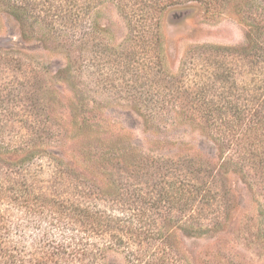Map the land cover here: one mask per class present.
<instances>
[{
  "label": "rangeland",
  "instance_id": "obj_1",
  "mask_svg": "<svg viewBox=\"0 0 264 264\" xmlns=\"http://www.w3.org/2000/svg\"><path fill=\"white\" fill-rule=\"evenodd\" d=\"M48 1L12 0L23 8L20 22L0 0V255L13 264H125L126 250L108 236L78 216L21 207L11 185L128 219L135 192L172 179L160 159L170 156L192 158L224 192L220 225L177 232L188 264H264V187L248 167L222 164L227 150L212 142L213 129L183 112L189 96L179 107L172 99L197 84H208L215 101L251 94L255 70L241 52L246 24L264 26V0H167L154 15L139 0L128 11L120 0H98L82 26L63 13L64 0L51 9ZM23 147L20 162L12 154Z\"/></svg>",
  "mask_w": 264,
  "mask_h": 264
},
{
  "label": "trees",
  "instance_id": "obj_2",
  "mask_svg": "<svg viewBox=\"0 0 264 264\" xmlns=\"http://www.w3.org/2000/svg\"><path fill=\"white\" fill-rule=\"evenodd\" d=\"M1 1L21 22L23 8L16 6L12 0ZM97 1L64 0L63 13L71 22H74L75 26H82V19H87V22L91 24L90 19L92 20L94 11L101 4ZM120 1L127 11L132 9V6L128 4L129 0ZM139 1L147 13L154 15L157 5L167 0ZM200 1L213 5L218 0ZM47 3L49 9L53 6L59 7L53 0ZM246 25L248 26L246 45L242 48L241 55L249 57V63L255 70V78L251 79V83H254L251 94H241L239 102L215 101L209 97L208 84H197L195 90L186 86L185 94L177 93L172 96V99L177 101L179 107L182 97L187 99L186 97L189 96L190 105L183 112L191 119L204 121L209 128L213 129L209 130L212 142L217 145L221 153L224 149L227 150L225 157L222 155L219 157L222 164H226L227 158L241 167H248L264 187V42L261 38L264 26L258 21L249 22ZM28 31L24 25L22 32L24 37L28 35ZM1 60L5 61L6 58L0 55ZM249 85L242 81L239 88L244 91ZM166 113L172 115L177 111ZM159 114L162 115V113ZM18 151H21L23 156H28L29 153L25 152L23 147L17 148L12 154L23 162L25 158L19 157ZM160 159H162V167L170 164L172 179L167 186L160 185L153 193L147 191L142 193L140 189L138 193L135 192L134 200L127 208L128 219H122L103 209L89 213L82 205H77V210H72L74 207L57 204L58 200L52 197L33 198L31 193L17 184L11 185L12 198L18 202L27 203L21 206L27 209L46 208L52 212L56 210L61 218L80 217L79 225L97 235L108 236L111 243L126 250L125 264H188L173 243L176 234L178 231L190 235L208 233L220 225V218L226 210L224 192L215 185L213 180L215 175L212 179L209 178L210 175L205 177L201 174L203 166L196 168L192 158L162 156ZM1 185L0 192L3 187ZM38 201L40 204H32ZM70 211H78V213L72 214ZM14 261L13 256L0 255V264H13Z\"/></svg>",
  "mask_w": 264,
  "mask_h": 264
}]
</instances>
